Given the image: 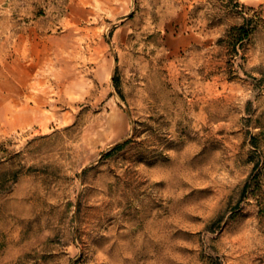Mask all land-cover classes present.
Wrapping results in <instances>:
<instances>
[{"label":"rangeland","instance_id":"obj_1","mask_svg":"<svg viewBox=\"0 0 264 264\" xmlns=\"http://www.w3.org/2000/svg\"><path fill=\"white\" fill-rule=\"evenodd\" d=\"M0 264H264V0H0Z\"/></svg>","mask_w":264,"mask_h":264},{"label":"trees","instance_id":"obj_2","mask_svg":"<svg viewBox=\"0 0 264 264\" xmlns=\"http://www.w3.org/2000/svg\"><path fill=\"white\" fill-rule=\"evenodd\" d=\"M230 32H232V34H230V37L227 40V47L232 50L233 52L237 53V46L242 42L243 39L247 38L251 32V29L249 26H246L244 24H239V25H233L230 27ZM221 41H223V38L219 37L217 39V43H221ZM256 136L255 135H251L250 136V143L253 146H257V142L255 141ZM123 145V142H119L116 143L114 146H112L106 153L109 154L112 151H115L117 149H120ZM253 160V164H252V172L251 174L248 176V178L244 181L241 190H240V194L241 195H245V193L248 191V188L250 186L251 183V179L253 177H257V169L259 167V160L256 158H251Z\"/></svg>","mask_w":264,"mask_h":264}]
</instances>
